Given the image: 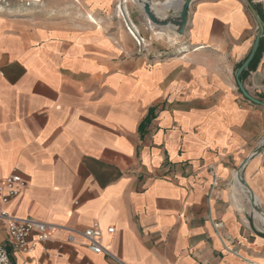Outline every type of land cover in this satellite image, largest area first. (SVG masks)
Returning a JSON list of instances; mask_svg holds the SVG:
<instances>
[{
	"label": "crops",
	"instance_id": "1",
	"mask_svg": "<svg viewBox=\"0 0 264 264\" xmlns=\"http://www.w3.org/2000/svg\"><path fill=\"white\" fill-rule=\"evenodd\" d=\"M27 1L26 15L0 12V181L27 183L0 209L55 231L29 253L6 246L12 264H117L71 234L92 224L123 264H264L242 182L264 214V107L235 82L264 0H193L182 35L156 36L127 2L140 51L113 28L120 0ZM148 2L160 19L182 6ZM263 66L264 33L240 78L260 99Z\"/></svg>",
	"mask_w": 264,
	"mask_h": 264
},
{
	"label": "built area",
	"instance_id": "2",
	"mask_svg": "<svg viewBox=\"0 0 264 264\" xmlns=\"http://www.w3.org/2000/svg\"><path fill=\"white\" fill-rule=\"evenodd\" d=\"M181 1L183 3L184 0ZM191 1L193 2V0ZM255 1L259 2L261 0ZM116 12L119 14L118 5H116ZM121 17L124 19L127 32L133 38L140 51L145 47L144 40L139 36L134 26L131 25L127 11L126 18L122 15ZM261 73L263 79L258 90L262 98L257 99L264 102V66L261 69ZM26 185L25 179L18 172L9 174L0 181V204H7L9 201L20 196ZM0 224L3 226L6 234V245H0V264H12L6 246L13 251L29 253L35 246L47 242L55 231V226L52 224L44 223L33 218H18L3 209H0ZM70 231L73 235H80L85 240L86 247L92 253L103 254L117 264H123L115 255L102 246L101 230L97 224H92L81 233L74 229ZM113 232L114 229L112 227L107 229L108 234H112Z\"/></svg>",
	"mask_w": 264,
	"mask_h": 264
},
{
	"label": "water",
	"instance_id": "3",
	"mask_svg": "<svg viewBox=\"0 0 264 264\" xmlns=\"http://www.w3.org/2000/svg\"><path fill=\"white\" fill-rule=\"evenodd\" d=\"M243 2L250 7V3L248 2V0H243ZM192 3L191 0H184L180 9V12L178 14V16L176 18H163L160 19L158 18L154 12L152 11L150 4L147 1L143 2V7H142V12L144 14V16L154 25V26H158V27H169V26H174L177 29L178 34L182 35L184 33V29L186 26V22H187V10L189 8V5ZM251 8V7H250ZM252 13L255 17L256 20V24H257V29H258V34L254 39L251 51L249 53V55L246 57V59L243 61V63L239 66V68L237 69L236 73H235V82H236V87L240 93V95L247 100L248 102L258 105V106H263L264 107V102L258 100L257 98L253 97L252 95H250L246 89L244 88V86L241 83V75L242 73L248 68L249 64L251 63V61L253 60L258 46L260 44V39L263 36L264 33V27L262 25V22L260 21V19L257 17V15L255 14L254 10H252ZM264 146V140L261 143V147ZM247 186V185H246ZM248 188V186H247ZM248 192H249V196L250 198H254L252 192L249 190L248 188ZM252 208H254L255 210H260L259 208H257L253 202L251 203Z\"/></svg>",
	"mask_w": 264,
	"mask_h": 264
},
{
	"label": "rangeland",
	"instance_id": "4",
	"mask_svg": "<svg viewBox=\"0 0 264 264\" xmlns=\"http://www.w3.org/2000/svg\"><path fill=\"white\" fill-rule=\"evenodd\" d=\"M130 2V1H128ZM131 3V2H130ZM31 4V5H30ZM133 4V3H132ZM136 5V4H134ZM32 3H29L27 0H0V12H15L19 15H26L33 11ZM138 7V6H137ZM42 7L39 6L36 12L41 11ZM120 14V13H119ZM116 12L115 6V18L119 20L124 26H113L116 32L121 31L122 29L126 30L124 19ZM10 249H7L9 252Z\"/></svg>",
	"mask_w": 264,
	"mask_h": 264
},
{
	"label": "bare ground",
	"instance_id": "5",
	"mask_svg": "<svg viewBox=\"0 0 264 264\" xmlns=\"http://www.w3.org/2000/svg\"><path fill=\"white\" fill-rule=\"evenodd\" d=\"M128 1H130L131 3H133V4H136V6H138V8L142 11V7H143V2L144 1H147L148 2V0H120V2H119V4H118V10H119V13L123 16V17H125L126 18V3L128 2ZM181 1V0H180ZM149 3V2H148ZM150 4V3H149ZM155 4H150V7H151V9H152V11L154 12V14L158 17V15L160 14L161 15V10L159 9V8H156L155 6H154ZM163 9V8H162ZM154 10H156V11H154ZM158 15H157V14ZM144 15V14H143ZM145 17V16H144ZM146 18V17H145ZM158 18H160V17H158ZM163 18H165V17H163ZM163 18H161V19H163ZM146 21H147V23L150 25V26H148L149 27V29H151L152 30V32L155 34V36L158 34V33H156L157 31H156V29L155 28H159V29H161V30H166V29H168V28H174V26H169V27H158V26H154L147 18H146ZM155 27V28H154ZM133 30V29H132ZM161 33V32H160ZM171 39V38H170ZM175 40V39H174ZM234 177V176H233ZM235 178L236 179H239V181H242L241 180V178H240V174H237L236 176H235ZM243 183H244V186H245V190H246V192H247V194H248V198H249V201H250V203H252L253 202V204L257 207V208H259V204H258V202L256 201V198L254 197V198H250V196H249V192H248V188H247V184H246V182L245 181H242ZM258 212H259V214H260V216L261 217H264V214L262 213V211H260V210H258Z\"/></svg>",
	"mask_w": 264,
	"mask_h": 264
},
{
	"label": "trees",
	"instance_id": "6",
	"mask_svg": "<svg viewBox=\"0 0 264 264\" xmlns=\"http://www.w3.org/2000/svg\"><path fill=\"white\" fill-rule=\"evenodd\" d=\"M261 46H262V38L260 39V44H259V46H258L257 52H256V54H255L253 60H252L251 63L249 64L248 68L254 64V62H255V60H256L258 54H259L260 51H261ZM243 73H244V72H243ZM243 73H242V75H243ZM242 75H241V76H242Z\"/></svg>",
	"mask_w": 264,
	"mask_h": 264
}]
</instances>
